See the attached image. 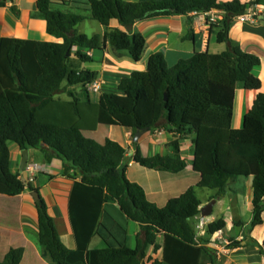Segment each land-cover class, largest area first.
Returning a JSON list of instances; mask_svg holds the SVG:
<instances>
[{"label":"trees","instance_id":"16d2710c","mask_svg":"<svg viewBox=\"0 0 264 264\" xmlns=\"http://www.w3.org/2000/svg\"><path fill=\"white\" fill-rule=\"evenodd\" d=\"M12 1L0 0V8ZM261 1L88 0L85 17L74 12L76 0H37L32 17L46 21L47 34L62 42L0 38V197L17 198L27 189L23 178L10 170L9 142L21 150L37 149L48 163L62 160V175L74 181L68 201L74 250L62 244L46 202L41 197L36 202L39 247L50 264H218L215 250L197 237L193 221L201 215V201L196 189L191 187L158 207L142 186L127 178L126 149L109 137L92 138L100 126L121 127L134 136L166 121L165 127L174 136L169 154L144 157L138 149L135 162L159 172L181 173L188 167L181 142L191 139L198 186L217 190L219 197L230 182L251 177L253 220L249 227L264 223V91L254 74L261 61L228 38L231 19ZM10 10L19 15L16 6ZM212 10L224 13L216 27L218 43L228 45L225 52H197L173 67L162 54H152L147 71H134L121 79L120 95L105 92L98 103L91 100L89 86L99 74L84 67L93 61L88 51L110 45L116 52H128L137 63L146 50L142 34L114 29L113 22L129 29L152 17ZM87 18L106 27L104 34L79 33L77 27ZM237 89L258 95L243 127L232 129ZM62 93L67 98L60 97ZM106 203L117 204L127 219L140 226L134 248L111 237L104 239L103 247L90 249ZM225 227V218L213 221L207 235ZM160 235L161 245L157 244ZM150 245L154 252L162 251L161 260L146 262ZM259 246L264 257V242ZM22 255L21 249L10 250L0 264H20Z\"/></svg>","mask_w":264,"mask_h":264},{"label":"crops","instance_id":"0c3cea01","mask_svg":"<svg viewBox=\"0 0 264 264\" xmlns=\"http://www.w3.org/2000/svg\"><path fill=\"white\" fill-rule=\"evenodd\" d=\"M73 5L76 14L88 17V0H76ZM146 2L150 0H126ZM239 1L242 4H250L255 0H219L220 3ZM37 0H14L5 8H0V38L15 37L21 40H33L42 42H62L47 34L46 21L36 19L32 14L36 12ZM16 6L19 15L16 16L11 6ZM255 9L259 15L257 21L242 23L238 18L231 19L229 40L238 45L243 51L254 54L261 61V66L254 71L256 77L261 80L264 91V0L260 5L249 7ZM223 12L217 13L218 22L213 25L207 23V17L193 16L191 14L174 16H157L135 23L132 27L125 28L113 22L111 27L132 34H142L146 39V50L139 62L133 61L128 52H116L110 45L101 50L87 52L92 58V63H85L84 67L89 71L97 72V80L103 83L100 94L92 96V101L98 103L105 92L120 95L119 83L124 76L132 72H145L148 69L149 59L152 54L160 53L169 67L175 66L181 59L187 60L197 52L221 54L228 48L227 43H218L216 25L222 20ZM93 22L87 18L78 27L79 33L86 34L83 27ZM94 25V24H91ZM192 31V36L189 31ZM106 27L101 26L97 33L103 35ZM88 35V34H87ZM93 64L92 67L89 64ZM258 92L253 90L237 89L235 93L233 127L240 129L244 125L246 113L254 105ZM166 121H162L157 127L146 131L139 142H134L131 131L110 127L108 137L121 144L127 151L126 163L128 165L126 176L132 183L142 186L148 199L158 207L166 206L167 202L175 197L182 196L189 188L196 189L198 199L203 208L212 200H215L212 214L215 218L208 223L225 218L226 227L223 229L225 239L233 243V247L227 253L217 255L218 264H264V257L260 253V246L264 242V223L250 229L253 220V189L252 178L242 177L230 182L224 194L217 196V190L199 187L200 175L192 167V140L181 142L182 155L188 163V167L181 173L159 172L156 169L143 167L135 162V154L139 149L144 157L154 155L167 156L168 144L173 140V134L167 128ZM102 129L100 126L98 130ZM10 151V170L22 177V150L15 142L8 143ZM29 150V165L38 164L44 166L45 171L33 175L30 181L31 188L27 186L19 197H0V261L4 259L10 250H22L20 264H50L42 257L39 247V222L36 201L32 197V187L37 188L39 196L46 202L50 216L53 218L62 244L74 250L76 247L75 236L69 221V195L73 187V180L62 175L63 162L55 158L48 163L42 152L37 149ZM79 179V178H78ZM215 212H217L215 214ZM200 216L195 219L199 221ZM264 220V214H263ZM197 221L195 223H197ZM140 226L127 219L126 215L115 203L104 205L97 234L90 241V249L101 248L104 239L114 238L119 242H125L129 248H134ZM200 241L213 250L207 229L204 235L197 233ZM163 243V236L157 239V244ZM133 244V245H132ZM146 262L153 263L161 260L162 251L154 252L152 245L146 249Z\"/></svg>","mask_w":264,"mask_h":264},{"label":"built area","instance_id":"2783aa9c","mask_svg":"<svg viewBox=\"0 0 264 264\" xmlns=\"http://www.w3.org/2000/svg\"><path fill=\"white\" fill-rule=\"evenodd\" d=\"M193 16H200V14H202L203 16L207 17V23L209 25H213L216 24L218 22V16L216 12H205V13H199V12H192L190 13ZM259 13L253 9V8H249V10H247V12L244 15H241L238 18V20L242 23H247V22H254L257 21ZM103 88V83L99 80H95L90 86H89V93L91 96L100 94ZM44 166H40L38 164H32L29 165L28 167V171H29V177H30V181L33 178V175L38 173V172H43L45 171ZM208 218H204L200 215L199 221H197L196 223V230L197 233H201V235L205 234V231L207 229L208 226ZM210 244H212V248L213 250H215V252L218 254L221 253H227L228 251L231 250V248L234 246L232 242L228 241L227 239H225L224 235H223V230H220L218 232H216L215 234H213L210 238Z\"/></svg>","mask_w":264,"mask_h":264},{"label":"water","instance_id":"95a60500","mask_svg":"<svg viewBox=\"0 0 264 264\" xmlns=\"http://www.w3.org/2000/svg\"><path fill=\"white\" fill-rule=\"evenodd\" d=\"M212 11L216 12V13L222 12L220 10H212ZM165 101H168V95L167 94H165ZM145 132L146 131H137L136 134L134 135V142H136V143L139 142V138H141ZM28 167H29V150L25 149V150H22V167H21V170H22L23 180L25 181L27 186L30 185V177H29ZM32 197L34 198V200L36 202L40 200V196H39V193L37 191H32ZM215 202H216L215 200H212L209 204H207L206 206L201 208V216L202 217L209 218L211 216Z\"/></svg>","mask_w":264,"mask_h":264},{"label":"rangeland","instance_id":"374dc122","mask_svg":"<svg viewBox=\"0 0 264 264\" xmlns=\"http://www.w3.org/2000/svg\"><path fill=\"white\" fill-rule=\"evenodd\" d=\"M91 24H94V25H91ZM101 24L96 22V21H93V22H89V26H85L83 27V30H86V34L88 35H92L93 33H97V31H99V28H101ZM89 64V63H88ZM90 67L93 66V64H89ZM60 97L62 98H67L66 95H64V93H62L60 95ZM110 126H103L102 129H100L97 134L94 133V135L92 136L93 139L97 140V141H103L106 137H108L109 135V132H110ZM115 129H121V127H115ZM134 137V136H133ZM139 141H140V138H139ZM217 212H215L216 214ZM213 218H215V215H211L209 217V219L212 221ZM197 220L194 219L193 223H195ZM133 245V244H132Z\"/></svg>","mask_w":264,"mask_h":264}]
</instances>
